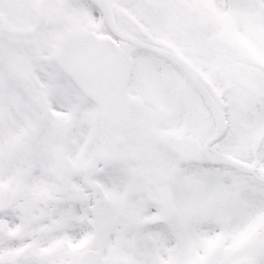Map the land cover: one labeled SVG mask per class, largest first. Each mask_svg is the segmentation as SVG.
I'll return each instance as SVG.
<instances>
[{
    "label": "snow or ice",
    "instance_id": "snow-or-ice-1",
    "mask_svg": "<svg viewBox=\"0 0 264 264\" xmlns=\"http://www.w3.org/2000/svg\"><path fill=\"white\" fill-rule=\"evenodd\" d=\"M0 264H264V0H0Z\"/></svg>",
    "mask_w": 264,
    "mask_h": 264
}]
</instances>
